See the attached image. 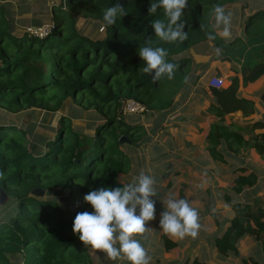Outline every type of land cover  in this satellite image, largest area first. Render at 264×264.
I'll use <instances>...</instances> for the list:
<instances>
[{
	"label": "trees",
	"instance_id": "obj_1",
	"mask_svg": "<svg viewBox=\"0 0 264 264\" xmlns=\"http://www.w3.org/2000/svg\"><path fill=\"white\" fill-rule=\"evenodd\" d=\"M240 1L188 0L181 17L188 38L172 43L155 36L152 21L165 17L162 9L149 14L153 0H59L49 6L51 29L43 37L26 28L13 32L9 13L14 9L0 1V189L7 196L0 207V264H92L90 247L72 231L74 218L93 211L84 201L90 191L125 185L119 176L131 164L127 149L145 132L137 118L124 117L122 104L131 99L144 107L140 114H160L162 119L187 84L192 63L188 50L208 42L223 51L222 60H240L243 85L264 76V9L248 16L245 40L227 41L213 27L214 5ZM117 3L127 14L105 26L103 11ZM80 16L92 19L90 31L77 28ZM99 27L104 32L97 36ZM209 32L215 40L208 39ZM149 37L153 47L167 50L166 61L176 65L172 79L165 75L153 81L143 72L139 49ZM257 46V56L243 55ZM228 80L221 88L210 87L214 102L207 112L215 120L205 136L208 155L225 165L226 152L240 155L243 148L253 147L261 157L264 153V134L252 133L250 124L225 122L229 113L251 110L250 100L238 93V77ZM68 100L77 108L60 117L53 137L35 134V123L22 120L25 111L33 118L43 115L44 121ZM82 113L93 118L92 136L71 126V119ZM254 126L263 127L264 122ZM121 135L131 143L120 142ZM246 169L233 170V194L255 184L257 175ZM36 187L43 194H32ZM251 201L231 202L232 217L212 241L219 254L238 253L237 242L245 235L262 237L264 193ZM160 238L166 251L177 247L166 234ZM172 264L208 263L193 258Z\"/></svg>",
	"mask_w": 264,
	"mask_h": 264
},
{
	"label": "rangeland",
	"instance_id": "obj_2",
	"mask_svg": "<svg viewBox=\"0 0 264 264\" xmlns=\"http://www.w3.org/2000/svg\"><path fill=\"white\" fill-rule=\"evenodd\" d=\"M3 3L8 4L9 6L13 7L14 11L9 15L11 16L10 26L12 28L13 32H19L26 29L31 30H38L39 29H46L49 26L50 22V9L49 6L51 3H59V0H0ZM257 2L263 0H241L239 3L234 4L233 9L230 5L222 6L225 10V13H231V22L235 21L236 23H231V36L233 37H241L242 40H245V24L247 21V18L250 14L249 10L250 3ZM215 21V20H214ZM92 27V19L85 18L83 16H80L77 21V28L79 30H88L90 31ZM96 33L97 36L102 35L104 32V29L102 27H99ZM218 35L221 37L220 32L222 30L217 29ZM245 35V36H244ZM208 45V44H207ZM201 50H206L209 47V51L207 54L212 55L215 52V49L217 47H214L212 43H209L208 47L201 46ZM236 48V47H233ZM186 54L189 57L194 58L190 72L187 76V81L189 77H192V79L195 81V83L192 84V81H189V86L192 89L195 88H203L208 85V80L210 79L211 75V68L213 67V64H208L209 68L208 70H204L199 82H197V79L199 78L197 71L202 70L200 66H197L199 63L205 64L210 63V56H198L194 50L190 49L186 52ZM234 56V55H233ZM232 56V57H233ZM192 58V59H193ZM227 70V67H226ZM227 73V72H226ZM224 77V76H223ZM224 86L227 84V79L224 77ZM187 85V88L189 87ZM210 87V86H209ZM185 89V87L182 89V91ZM194 92V91H193ZM192 92V93H193ZM191 93V94H192ZM190 94V95H191ZM198 95H201V92H199ZM125 103V102H124ZM122 104V111L123 106ZM204 105H200L199 109H202ZM77 106L73 104L71 101H67L65 103V106L62 107V109L56 111L53 114H48L45 120L43 121V115H38V118L31 117L29 112L21 111L24 116L22 120L24 122L31 121L35 123V134H39L42 136H50L53 137L56 128L59 126V119L63 115H69L72 112H75V109ZM40 109H36V111H39ZM36 114V113H35ZM139 115V116H138ZM143 114L138 113H126L124 114V117L128 120L130 119H138L136 121L143 123V126L145 128V132L141 134V137L137 141L136 144L132 145L130 149H127L129 155H130V167L124 174L119 176V181L123 182L125 185L132 182V180L137 177L141 172H144L145 174L151 175L155 179V190H156V197H151L155 201V218L151 221L146 222V232L142 235H138L136 239L140 241L142 246L146 249L148 255L151 257V264H160L161 260H165V262H170L171 256L174 258H183V260L198 258L201 261H205L208 264H254V261L259 262L260 264H264V246L262 245V239H264V233L260 239H256L251 235H245L243 238H241L237 243L238 253H229L228 255H222L219 256L217 251L215 250L213 246V237L217 236L215 234L218 233L220 235L221 231L220 229V221L222 212H218L216 209H213L215 212L212 213V217L214 220L207 221L208 224L204 223V228L206 230L204 231H198L197 236H187L183 239H179V246L170 249L166 251L164 249L162 240L160 238V234L163 233V231L160 228V219H161V213L165 211V206L162 201H165L170 196L175 199H182L181 197H177V192H179L178 188H182V183L178 182L180 174H178L176 177L174 175H170L171 172L175 167L178 166V170H186L187 166L181 167L180 163L176 160H168L165 159L164 153L166 154L165 149H161L166 144V138L169 139L170 134L168 133L170 125H172L170 122L172 119L165 122L164 117H162V120L159 117L157 118L156 115L150 114L149 117L147 115L146 118ZM93 118L87 114L82 113L78 117H73L71 120V126L73 129L81 131L82 134L92 136L93 135V128L89 127V122ZM99 124V123H97ZM130 140V139H129ZM128 142V140H126ZM131 141V140H130ZM131 143V142H129ZM125 148V147H124ZM175 155V154H174ZM181 162V161H180ZM224 168H228V165L221 164ZM233 171L230 173L228 172L225 179L227 181L232 182L233 185V177L232 175ZM172 177L173 180L170 179V182L167 181V178ZM257 175V174H256ZM258 176V175H257ZM232 187V186H231ZM230 187V188H231ZM252 187V186H251ZM167 191L164 196V191ZM258 194L259 196L262 195ZM253 191H249V195L245 194L241 199L240 202H252L251 200L254 199L255 195H253ZM256 195V196H258ZM228 197V196H227ZM225 201L230 204L231 201L228 200V198L224 197ZM253 198V199H252ZM7 196L3 195V197H0V207L6 202ZM209 201L208 197L206 199ZM231 200V199H230ZM224 200L221 201V205L226 204ZM225 203V204H224ZM226 204V205H228ZM229 207V213H227V217H232V210L230 205ZM230 214V215H229ZM220 215V216H219ZM229 217V218H230ZM170 237V236H168ZM170 239H172L170 237ZM176 238H174L175 240ZM173 240V239H172ZM148 241V242H146ZM147 243V244H146ZM118 247V245H117ZM161 249L162 254H158V250ZM89 254L91 256L92 264H126V260H116L112 261L107 258L106 254L97 250L94 251L91 248L88 249ZM179 253V255H178ZM159 261L160 263H157L156 261ZM177 262H171L167 264H172ZM130 264V263H129Z\"/></svg>",
	"mask_w": 264,
	"mask_h": 264
},
{
	"label": "clouds",
	"instance_id": "obj_3",
	"mask_svg": "<svg viewBox=\"0 0 264 264\" xmlns=\"http://www.w3.org/2000/svg\"><path fill=\"white\" fill-rule=\"evenodd\" d=\"M188 5V0H153L149 14L155 15L162 9L165 19L152 21V28L159 41L168 43L187 40L184 31L185 23L181 17ZM127 12L119 3L103 11L105 26H113L118 17ZM215 29L222 31L220 35L225 40L231 38V13H225L220 5L213 6ZM209 40L216 36L207 33ZM217 55L221 49L216 48ZM168 53L163 47H153L151 37L145 46L139 49V56L144 61L143 72L152 76L153 81L163 76L172 79L176 65L166 61ZM155 179L144 172L135 177L132 182L116 188H100L92 190L84 196V201L91 205L92 212L77 213L72 231L78 234L79 240L94 251H101L107 258L126 260L130 264H150L151 257L140 241L138 235L146 232V222L155 218L156 197ZM165 211L161 213L160 228L164 234L177 239L186 236L195 237L200 228L198 211L186 199H175L171 196L162 201ZM118 245V247H117Z\"/></svg>",
	"mask_w": 264,
	"mask_h": 264
},
{
	"label": "crops",
	"instance_id": "obj_4",
	"mask_svg": "<svg viewBox=\"0 0 264 264\" xmlns=\"http://www.w3.org/2000/svg\"><path fill=\"white\" fill-rule=\"evenodd\" d=\"M230 6L233 9L234 5ZM250 8L249 15L254 14L260 9H264V0L263 2L255 1L250 3ZM232 22L236 23L235 21ZM218 30H222V27ZM234 38L235 37L231 36L229 41ZM207 44L209 45L207 42L204 43L203 46L208 47ZM201 48L198 50H192L198 53V56H210V61H208L210 63H205L202 65L199 63L197 65L202 69L197 71L199 76L197 82L201 81L200 78L204 70L210 69L209 65L214 63L213 67L211 68V74L220 76L222 78L225 77L227 79L226 85L230 83V80H228L229 77L237 76L239 79V95L249 99L251 102V110H249V113L244 114L241 111H236L225 115L226 124L231 122H236L238 125L250 124L253 128L252 133L264 134V126H254L256 121L264 122V76L253 82L243 85L240 73V60H236L235 58H232L234 61L222 60V50L219 55L214 53L212 56L207 54L210 50L209 47L205 51L201 50ZM251 54H256L257 56L259 54V47L257 46L249 48V50L243 55L247 56ZM192 58L193 56L191 59ZM193 60L194 58L192 59V62ZM233 67H236V69ZM188 80L192 81V84L195 83L192 77H189ZM189 81H187L185 89L183 91L181 90L175 96L173 105L168 110H166L167 112L164 116L165 122L172 119L170 122L172 125L169 127V139L166 138V144L161 147V149L166 150V154L164 153L165 159L176 160L180 163L181 167L184 168L187 166L186 170L183 169L181 171L178 170V166L175 167L170 175H174L176 177L178 174H180L181 177H179L180 181L178 182L182 183L183 189L178 188L179 192H177V197L188 200L190 205L198 211L200 223V228L198 231L202 232L206 230L204 228V223L208 224L207 221L211 219L214 220L212 213L215 212L213 209H216L219 213L222 212V219H219L220 226L218 228L220 229L219 231L222 232L231 218L230 216L227 217V213H229L228 205H231V202H240L241 200L239 199H241L245 194L249 195V191H253V195L255 196L264 192V153L261 157L253 147L243 148L240 155L232 152H226L225 159L227 161L228 168H224L221 166V164L211 159L205 148V136L209 131L210 123L215 120V116L207 112V108L211 103L214 102V98L208 85H206L204 89L195 88L191 90ZM187 85L189 86L188 88ZM199 92H201V95H198ZM205 103L207 104L203 106L202 109H199L200 105H204ZM245 138H247L246 135ZM238 167H246L247 171H253L258 176L255 184L252 187L243 190L239 194H233L230 192L232 182L229 183L225 177L228 172L230 173ZM170 175L167 178L168 182H170V179L173 180ZM163 191L165 196L167 191ZM207 197L209 201L206 200ZM224 197L231 201L230 204L225 201ZM222 200H224L228 205L224 203L225 205L222 207ZM215 235H218V233ZM172 239L180 248L179 239ZM158 254H162L161 249L158 250ZM217 254L222 256V254ZM156 262L160 263L158 260ZM171 262L183 263L184 260L182 257L178 259V257L174 258L171 256L170 262L161 260L160 264H167Z\"/></svg>",
	"mask_w": 264,
	"mask_h": 264
},
{
	"label": "built area",
	"instance_id": "obj_5",
	"mask_svg": "<svg viewBox=\"0 0 264 264\" xmlns=\"http://www.w3.org/2000/svg\"><path fill=\"white\" fill-rule=\"evenodd\" d=\"M51 29V26H48L46 29L42 30L39 29L40 31L34 29L31 30L29 29L32 33H34L37 36L43 37L45 36ZM209 86L214 87V88H221L224 86V79L220 76L213 75L210 77L208 80ZM144 111V107L136 103L135 101L128 99L125 101L124 106H123V111L122 113H142Z\"/></svg>",
	"mask_w": 264,
	"mask_h": 264
},
{
	"label": "water",
	"instance_id": "obj_6",
	"mask_svg": "<svg viewBox=\"0 0 264 264\" xmlns=\"http://www.w3.org/2000/svg\"><path fill=\"white\" fill-rule=\"evenodd\" d=\"M126 140H128V142H131L125 135H121L120 138H119V141L120 142H125ZM31 192L34 195H41V194H43L44 191H43V189H41L39 187H36V188H33L31 190ZM65 192L67 193L68 192V189H65ZM3 195H5V194L0 189V197L2 198Z\"/></svg>",
	"mask_w": 264,
	"mask_h": 264
}]
</instances>
